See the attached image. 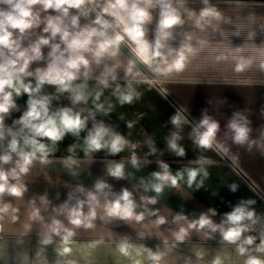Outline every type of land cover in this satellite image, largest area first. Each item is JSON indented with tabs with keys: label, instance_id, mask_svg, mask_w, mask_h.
<instances>
[{
	"label": "crops",
	"instance_id": "1",
	"mask_svg": "<svg viewBox=\"0 0 264 264\" xmlns=\"http://www.w3.org/2000/svg\"><path fill=\"white\" fill-rule=\"evenodd\" d=\"M36 7L39 9L40 6ZM71 11L76 14L77 10ZM48 15L58 13L52 10L42 11L41 20ZM92 21L90 17H81L80 24L84 26ZM44 26L42 22L39 27L29 30L22 41L23 47H28L42 35H50L43 32ZM14 35L19 36L18 31ZM53 42H59V38ZM237 49L235 42L226 43L224 39L219 42V56L223 53L227 59L235 60L234 57L239 52ZM42 51L44 60L33 62L29 71L35 72L37 68L47 67L51 48L45 46ZM129 60L120 50L114 59H105L99 65L93 63L87 79L81 75L74 81L73 87L86 84L82 91L87 102L73 103V93L59 92L58 86L49 84L43 85L40 93L35 94L37 99L49 97L50 114L70 108L73 114L80 113L82 119L87 118L86 124L78 135L69 132L57 142L42 138V142L50 149L48 162L34 161L29 173L21 177L20 182L26 186L22 197L7 193L0 196V203L10 204L12 208L18 209L16 215L19 217L12 222L9 214L0 221L3 225V230L0 231V264H57V261L60 264H67V261H75L76 264H135L136 260H140L142 264H156L148 259V251L163 254L159 264H212L217 256L222 258L223 264H244L247 254L240 256L236 245L224 241L219 230L212 232L208 228H188L201 215H207L214 224L219 225L227 219V213L241 205L254 211L256 219L255 224L247 220L244 222L251 230L246 231L242 239L255 237V243L247 247L253 249L251 255L264 258V253L254 251L264 237L263 77L241 80L229 75L230 79L223 77L219 82L172 80L166 85L162 84L167 94L197 125L201 121L180 96L191 99L193 105L196 104L199 108L203 119L208 117L218 124V116L221 117L224 103L223 96H233L234 120L247 127L248 138L242 144L236 143L233 133V153L219 142L217 136L213 142L232 160L235 167L216 148H203L194 143L196 129L193 124L157 86L143 76L137 66L133 70L134 76H125ZM113 65H118L115 70L116 79L109 77V86L104 87L99 79L103 78L106 67L111 68ZM29 81L35 87V76L25 78V83ZM97 93H100L99 100L96 99ZM121 93H131L132 102L121 104ZM29 99L27 93L19 96L13 93L15 107L5 114L6 138L0 142V155L8 151V143L12 139L7 130L11 128L12 131L19 132L22 127L15 122L28 110ZM100 104L103 109L97 108ZM177 114L182 118L179 128L171 122L172 117ZM100 124L108 128L110 133L119 134L128 142L121 152L112 154L109 149L104 148L86 154L85 140L89 132L94 131V126ZM173 133L180 137L176 143L184 149L183 156L176 155L169 148L168 141ZM25 134H28L27 130L19 137L21 147L22 136ZM110 138L105 137L106 140ZM131 145H135V148ZM153 148L155 152L152 151ZM133 154L136 157L135 166L132 163ZM12 155L13 161L6 165L0 164V167L5 170L14 167L17 157L14 153ZM69 157L75 161L70 167L65 163ZM160 162L168 165L172 175L183 172L184 177L178 180L176 186L165 185L161 193H156L152 185L159 181L152 174L162 172ZM117 164L123 165L122 178L109 173V169ZM187 169H201L191 186L187 183ZM98 182H103L107 187L103 191H97L95 185ZM232 186H235V191ZM81 188L83 192L80 191ZM124 189L132 193V199L137 205L135 211L145 214L142 222L107 217L103 208L98 207L94 228L74 229V251L68 257L58 255L60 237L53 235L52 243H41L47 231L45 226L51 224L54 218L61 220L66 227H74L68 223L67 212L78 201H87L89 192L97 196L102 206L106 201L117 199ZM142 197H155L157 202L146 204ZM34 207L40 209L43 221L30 219V212ZM88 210V204L85 203L83 211L87 213ZM210 210H214L215 215ZM160 217L165 218L164 224H157ZM224 226L229 227L227 224ZM181 227L188 228V235L183 242L177 241L174 236ZM125 242L132 246L131 257L122 256L117 249L119 244ZM137 249L141 251L139 256L136 255Z\"/></svg>",
	"mask_w": 264,
	"mask_h": 264
},
{
	"label": "clouds",
	"instance_id": "2",
	"mask_svg": "<svg viewBox=\"0 0 264 264\" xmlns=\"http://www.w3.org/2000/svg\"><path fill=\"white\" fill-rule=\"evenodd\" d=\"M205 4L208 0H204ZM161 8L160 20L154 42L146 38L145 25L151 20L150 9L155 5ZM36 6H40L37 9ZM77 10L72 14L71 10ZM52 10L58 15H48L41 20V12ZM91 13H96V18L91 23L81 26V17L88 18ZM194 16L195 13H189ZM110 18V19H109ZM222 14L214 7H205L199 13L195 20V26L201 31L205 30L207 25H211L213 20H221ZM44 23L43 32L50 35H42L28 47H23L22 41L29 30L39 27ZM184 21L180 12L173 6L172 0H0V142L5 137V114L15 107L13 93L17 96L27 93L30 97L28 101V110L15 123L22 125L19 132L12 131L9 128L8 135L12 137L8 143V151L0 155V164H9L13 161V153L16 154L15 166L9 170L0 167V196L7 193L10 196L22 197L26 186L23 185L21 177L28 174L34 161L47 163L50 154L48 146L42 142V138H48L53 142L60 141L64 136L71 132L78 135L85 127L86 119L81 118L80 113L73 114L72 109L64 108L60 111L50 114L49 97L35 98V94L40 93L45 84L58 86L59 92L73 93V103L81 101L87 102V98L82 91L86 84L76 85L73 82L78 80L81 75L87 79L92 70L93 63L99 65L105 59H114L120 52L122 44H127L133 53L135 60H129L125 69V76H134L133 70L136 67V61L146 65L151 71L159 75H168L173 72H182L190 59L201 51L207 41H197L199 47L192 44L193 37L188 35L187 42L181 44L178 49L168 48L166 41L172 37L170 31ZM19 33L15 36L14 33ZM57 37L59 42L56 41ZM49 46L51 51L48 53V63L46 68H37L35 72L29 71L30 65L35 61L44 60L42 49ZM237 51H241L237 49ZM226 55L217 56V61L227 59ZM236 60L235 71H244L252 61L243 56L234 57ZM118 65L111 68L106 67L103 78L99 83L104 87L109 86V77L116 79L115 70ZM260 67L264 69V61ZM35 76L36 85L33 87L31 81L25 83L26 77ZM119 91V86L117 87ZM100 93H97L96 99L99 100ZM133 95L120 94V103H131ZM97 108L103 109V105H97ZM181 116L177 114L172 117L171 122L177 128L181 125ZM131 125H129L130 127ZM233 129L234 142L244 143L248 138V129L238 121L233 120L230 124ZM203 131L195 130L194 143L203 148H210L219 129L216 121L205 117L199 125ZM27 130L28 134L22 136L23 147H21L19 137ZM110 136V139L105 137ZM177 133H173L168 141L169 148L178 156L184 155V149L179 147L176 141L179 139ZM85 144V152L90 153L107 148L112 154L121 152L128 142L119 134L110 133V130L103 124L94 126V131H90ZM135 148V145H131ZM30 149V150H27ZM71 151V149H69ZM155 152V148L152 149ZM199 163V161H197ZM66 166H71L75 161L71 157L65 162ZM132 163L136 165V157L133 154ZM162 172L153 173V177L159 181L152 185L156 193H161L165 185L176 186L178 180L183 179V172L172 175L169 172L168 165L160 162ZM189 186L196 180L201 169H187ZM110 175L122 178L124 176L123 165L117 164L109 169ZM207 175V172L204 173ZM11 181H16L12 183ZM202 183V181H201ZM97 191H103L106 184L98 182L95 185ZM199 187V185H197ZM235 191V186H232ZM80 191H84L83 188ZM87 201H78L77 205L67 212L68 223L74 227H66L59 219H53L51 224L46 225V233L41 240L43 245L52 243L53 235L61 238L60 246L57 249L60 257H68L74 251L73 237L75 228L83 227L91 229L95 227L94 221L97 219V208L102 207L107 217H118L124 220L134 219L136 222H142L145 219L144 213L135 211L137 205L132 199V193L127 189L122 191L114 201H106L100 205L97 196L89 192ZM146 204H155V197H142ZM85 203L88 204V212L83 211ZM18 209L12 208L10 204L0 203V221H3L5 215H11L12 222L18 220L16 215ZM215 215L214 210H210ZM154 214V213H153ZM227 219L221 224H214L207 215H201L199 220L193 221L188 228L202 230L211 229L212 232L220 231L224 241L236 245V251L240 256L247 254L244 264H264V258L251 255L247 246L255 243V237L248 236L242 239L246 231H250L248 224L252 221L256 223L255 212L249 211L243 205L237 206L232 212L226 214ZM183 217H177L182 219ZM30 219L33 221H43L39 208H33L30 212ZM103 219V217H101ZM164 217L157 220V224H164ZM227 224L229 227H225ZM188 228L181 227L174 233L175 239L183 242L188 235ZM3 225L0 224V231ZM131 245L121 243L117 246L122 256L131 257ZM255 252L264 253V237L254 249ZM136 255H141L139 249ZM199 255V254H198ZM40 256V253H37ZM163 254L148 251V259L159 264ZM60 264V261H57ZM67 264H76L75 261H67ZM135 264H142L136 260ZM212 264H223L221 257L217 256Z\"/></svg>",
	"mask_w": 264,
	"mask_h": 264
},
{
	"label": "rangeland",
	"instance_id": "3",
	"mask_svg": "<svg viewBox=\"0 0 264 264\" xmlns=\"http://www.w3.org/2000/svg\"><path fill=\"white\" fill-rule=\"evenodd\" d=\"M172 2L173 6L180 12L184 23L170 30L172 37L166 41L167 47L178 49L181 44L187 42L186 37L188 35L193 37L192 44L195 47H199L198 40L207 41V44L195 56L190 57L186 68L182 72H173L166 76L155 73L164 82H162L163 85L172 80L219 82L223 77L229 78V75L241 80H249L257 76H261L264 79V72H261L264 69L260 67L261 62L264 61V0H208L207 4H205L204 0H172ZM205 7H214L222 14V19L219 21L213 20L211 25H207L205 30L201 31L195 26V20ZM150 12L151 20L146 24L150 33L146 35V38L154 42L161 8L157 4L150 9ZM189 13H195V15L190 16ZM223 39L226 43L235 42L236 48L241 50L236 57L243 56L252 61L244 71H235L236 60L217 61L219 42H222ZM227 52H229L228 49ZM251 69H258L259 71L251 72ZM180 98L190 108L191 112L202 121V114L196 104L193 105L189 98L186 99L182 96ZM222 101L224 103L222 104L221 117L217 114L220 120L216 136L219 138V142L233 153L234 131L230 124L234 120V98L233 96H223Z\"/></svg>",
	"mask_w": 264,
	"mask_h": 264
},
{
	"label": "water",
	"instance_id": "4",
	"mask_svg": "<svg viewBox=\"0 0 264 264\" xmlns=\"http://www.w3.org/2000/svg\"><path fill=\"white\" fill-rule=\"evenodd\" d=\"M92 20H95V16H93L92 14H90L89 16ZM120 50L130 59V60H135V57L133 55L132 52H129L123 45H121ZM136 66L137 68H139V70L144 74V76L150 81L152 82L155 86H157L175 105L176 103L174 102V100L167 94V92L164 90L163 86L153 77L151 76L146 69L142 66V64L139 61H136ZM178 107V105H176ZM185 114V113H184ZM187 118L190 120L191 123H193L197 128H199V126L193 121V119H191L189 116H187ZM200 130V128H199ZM202 131V130H200ZM220 153L221 155L229 162L231 163V165L235 166V164L232 162V160H230V158H228L224 152L215 144V142H213L212 144ZM236 167V166H235ZM242 175L245 177V179L248 180V178L242 173ZM249 181V180H248Z\"/></svg>",
	"mask_w": 264,
	"mask_h": 264
},
{
	"label": "bare ground",
	"instance_id": "5",
	"mask_svg": "<svg viewBox=\"0 0 264 264\" xmlns=\"http://www.w3.org/2000/svg\"><path fill=\"white\" fill-rule=\"evenodd\" d=\"M93 16H95L96 17V13H91ZM155 14V13H154ZM154 18V17H153ZM153 23V22H152ZM145 29H146V35L147 34H149L150 33V30H149V28L147 27V25H145ZM154 31V30H153ZM155 33V32H154ZM152 41V40H151ZM129 52H131V50H130V48L127 46V44H122ZM142 64V63H141ZM142 66L146 69V71L151 75V76H153L161 85H162V82L163 81H161V80H159V78L156 76V74L154 73V72H151V70L146 66V65H144V64H142ZM146 78V77H145ZM147 79V78H146ZM148 80V79H147ZM164 83V82H163ZM165 90V89H164ZM175 102V101H174ZM176 103V102H175ZM176 105H178L177 103H176ZM176 107V106H175ZM177 108V107H176ZM184 116H185V118L190 122V120L187 118V116H189L188 114H186L181 108H180V106H178V108H177ZM185 113V114H184ZM190 117V116H189ZM191 123V122H190ZM193 124V123H192ZM196 130L198 129L199 130V128H197L194 124L192 125ZM199 126V125H198ZM200 130H202L201 128H200ZM199 130V131H200ZM203 131V130H202ZM212 147H214L213 145H212ZM215 148V147H214Z\"/></svg>",
	"mask_w": 264,
	"mask_h": 264
}]
</instances>
